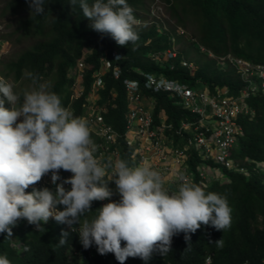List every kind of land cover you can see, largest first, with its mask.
<instances>
[{"label": "trees", "instance_id": "trees-1", "mask_svg": "<svg viewBox=\"0 0 264 264\" xmlns=\"http://www.w3.org/2000/svg\"><path fill=\"white\" fill-rule=\"evenodd\" d=\"M13 1L14 5L28 10L25 16L17 20L15 30L40 36L41 39L9 61L4 76L12 74L19 80L28 73L29 78L40 88L43 80L54 74L50 92L56 93L62 106L66 107L71 102V86L74 81V77L69 76V71L90 46L86 62L93 67L84 77L86 92L72 103L77 115L83 111L81 103L90 90L92 73L99 67L100 56L104 53L111 56L112 51L117 50L122 54L119 60L121 75L115 79L110 71L104 73V88L100 90V94L103 100H107L110 92L115 93L113 101L116 105L109 106L104 116L121 133L124 132L127 112L123 80L138 78L142 81L140 71L162 73L189 84L201 80L212 89L228 87L234 93L238 92L242 84L234 67L229 65V68H220L213 57L206 61L201 59L203 57L192 59L195 64L192 69L183 66L181 60L183 57L190 58V50H177V57L162 62L152 58L156 52L171 48L175 40L187 37L186 31L178 33L175 28L168 30L164 24L153 21L149 25L134 26L139 37L135 44L129 42L125 46H119L109 34L92 30L89 27L91 22L83 17L78 4L72 11L69 0H45L47 7L44 15H30L29 0ZM148 1L152 0H127L136 19L144 18L141 12L147 11ZM164 1L178 24L186 27L188 20L196 23L193 37L216 57L230 53L255 63H264V0ZM87 2L91 5L94 0ZM191 43L194 45L193 41ZM195 50L200 52L198 47ZM200 53L207 55L205 52ZM151 94L156 100V122L161 111H165L167 120L174 123L175 127L180 125L183 118H197L189 109L175 103L167 93ZM248 102L255 113L239 119L243 134L237 141L238 155L234 156L241 160L247 173L223 169L226 180L212 179L205 181L203 185L195 177V184L201 186L206 194L213 192L226 198L231 208L230 226L219 231L210 225H201L195 233L189 234L190 242L185 241L184 233L174 236L172 250L165 256L154 250L147 262L139 257H129L125 264H204L205 257L210 252L214 253L212 264H240L246 260L258 263L264 259V169L257 165L264 163V93L251 95ZM5 107L9 106L5 104ZM90 135L94 141V137ZM177 138L179 141V136ZM120 147L123 150L121 160L130 166L134 148L122 143ZM198 159V156L190 158V170L196 169ZM246 159L253 161L248 162ZM109 188L114 192L111 200L118 201L120 197L113 182H109ZM103 204L101 201H93L92 211L81 217V223L85 218L89 221L93 219L95 211ZM58 207L62 209L63 206ZM12 231L16 244L26 245L29 250L25 252L22 247L13 246V240L5 239L6 233H0V256H6L10 264H119L114 254L100 255L97 250L82 260L70 258V251L80 248L79 236L71 232L66 224L57 223L52 218L40 230L22 219ZM62 231L69 232V236L65 244L59 245ZM218 240L219 244L216 242Z\"/></svg>", "mask_w": 264, "mask_h": 264}, {"label": "clouds", "instance_id": "clouds-1", "mask_svg": "<svg viewBox=\"0 0 264 264\" xmlns=\"http://www.w3.org/2000/svg\"><path fill=\"white\" fill-rule=\"evenodd\" d=\"M77 4L91 22L89 27L109 34L117 45L138 40L134 26L140 22L127 0H94L91 5L87 0H69L72 11ZM46 7L45 0H29L30 15H44ZM6 102L10 107H5ZM96 152L88 121L63 107L56 93L42 85L25 91L21 102L13 86L0 77V233H6L5 239L27 252L26 245L13 239L17 222L26 220L40 230L52 218L79 236L80 248L71 250L70 258L82 260L97 250L100 255L112 253L119 264H125L129 257L147 262L154 250L165 256L172 250L174 236L184 233L190 242L189 234L201 225L219 231L230 226L231 208L221 195L206 194L183 175L177 177L178 189L170 191L161 174L149 166L130 167L124 160L113 165L110 158L102 163ZM61 169L72 176L61 181ZM49 173L54 191L48 187L26 191ZM109 182L115 184L118 201L111 200ZM106 200L93 219L81 223V217L92 211L93 201ZM68 236L62 231L59 245ZM91 246L95 248L90 250ZM209 256L212 264L213 252L204 264ZM244 262L263 264L264 259ZM0 264L10 261L0 256Z\"/></svg>", "mask_w": 264, "mask_h": 264}, {"label": "built area", "instance_id": "built-area-1", "mask_svg": "<svg viewBox=\"0 0 264 264\" xmlns=\"http://www.w3.org/2000/svg\"><path fill=\"white\" fill-rule=\"evenodd\" d=\"M138 21L142 22L140 19ZM199 47L209 56L216 57L204 46L199 45ZM89 51H85L69 71V76L74 77V81L71 86V102L65 108L75 117H82L88 121L90 134L94 137V143L97 146L95 155L102 163L110 158L114 165L117 160L122 159L121 143L127 147L131 146L134 151L131 154L130 167L147 165L158 171L165 181V187L170 191L178 189L179 175H183L193 184H195V177H198L199 184L203 185L205 181L212 179L226 180L223 169L247 173V168L241 160L234 157L233 149L243 134L240 117L252 116L255 113L254 108L249 105L248 98L251 95L264 93V63H255L230 53L216 57L219 63L233 66L240 75L242 84L237 93L230 92L228 87L212 89L201 80H196L194 84L181 82L162 73L140 71L142 81L138 78H125L123 86L126 93L127 112L124 132L121 133L108 123L104 116L109 106L116 105L113 101L115 93L110 92L107 100H103L100 94V90L104 88V73L110 71L115 79L121 75L119 60L122 54L117 50H113L111 56L106 53L100 56L99 67L92 73L90 90L81 103L83 111L77 115L74 113L72 103L85 95L84 77L93 67L86 62ZM177 54L175 48H168L163 52H156L152 58L162 62L177 57ZM117 56L120 58L116 59ZM181 64L190 68L193 66L184 57ZM199 82L204 83V86L197 90L196 84ZM151 92L167 93L175 103L189 109L197 115V118L194 120L183 118L180 125L175 127L174 123L167 120L165 111H161L156 122L154 116L156 100ZM194 156H198L199 159L193 171L189 168V160ZM246 161L253 160L246 159ZM257 165L264 169V163H257ZM59 175L62 181L70 178L72 173L61 169ZM33 187L37 189L48 187L54 191L55 185L51 183V173L45 175L41 181L30 186L26 191L31 192ZM64 187L70 190L71 186L65 184ZM101 202L106 203L107 200ZM94 248L91 246L90 250ZM210 263L209 256L205 264Z\"/></svg>", "mask_w": 264, "mask_h": 264}, {"label": "rangeland", "instance_id": "rangeland-1", "mask_svg": "<svg viewBox=\"0 0 264 264\" xmlns=\"http://www.w3.org/2000/svg\"><path fill=\"white\" fill-rule=\"evenodd\" d=\"M13 3V0H0V77H3L13 86V91L21 97L22 102L23 93L25 91H32L34 89L38 90L39 88L36 86L35 82L29 78L28 73H25L22 78L16 80L12 74L9 77L4 76V72L8 70L7 63L9 61L14 60L22 51L30 48L33 44L38 42L41 37L31 33H25L20 30H15L17 20L25 16L28 13V10L23 6H17ZM147 5V11L142 10L141 12L144 18L140 24L149 25L153 21H157L164 24L168 30H173V28H175L178 33L186 31L187 37H182L180 41L175 40L173 48L178 51L180 49L191 51L190 58H187V60H189L193 65L191 66V69L195 65L192 59L199 57H203L201 58L203 61L210 59L209 55L200 53L203 51L200 50L201 48L199 47L198 41L195 37H193L196 33L195 22H190L188 20L186 27L178 24L177 19L172 16L168 5L164 0L148 1ZM192 41L195 46L192 45ZM89 47L87 50L91 49ZM196 47H199L200 52L195 50ZM217 66L223 69L230 67L228 64L225 65L223 62L219 63V61H217ZM54 78V74L47 77L43 80L41 86L43 85L45 89L50 92ZM203 86L204 83L202 82L196 84L197 90L202 89ZM5 104L10 107L7 102ZM238 152L239 146L236 143L233 149L234 156H237Z\"/></svg>", "mask_w": 264, "mask_h": 264}]
</instances>
